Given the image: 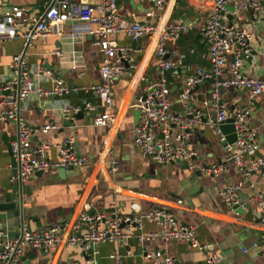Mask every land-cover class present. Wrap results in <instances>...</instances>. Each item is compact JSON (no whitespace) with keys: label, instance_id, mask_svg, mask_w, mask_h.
I'll return each mask as SVG.
<instances>
[{"label":"crops","instance_id":"1","mask_svg":"<svg viewBox=\"0 0 264 264\" xmlns=\"http://www.w3.org/2000/svg\"><path fill=\"white\" fill-rule=\"evenodd\" d=\"M100 1L89 0L91 3ZM241 1L231 0L228 10L234 11ZM117 4L118 14L126 21L157 24L158 31L136 44L126 34L114 38L117 44L129 48V63L125 66L126 74L113 84L117 120L112 126L95 125V120L103 113L102 102L92 91L82 90L101 82L103 55L94 45L93 37L85 36L74 41L70 35L76 23L66 22L65 37L53 35L38 39L29 49V63L51 69L71 89L70 93L60 97L39 98L25 108L23 119L29 125L53 124L56 127L48 133H38L33 138V145L47 144L48 157L55 161L59 157L57 145L71 141L77 153L89 162L79 169L77 175L66 179L54 180L58 170L34 175L23 187V221L13 212L0 213V243L4 234L12 240L23 228L33 232L63 222L74 223L85 212L130 215L167 207L179 224L195 228L200 242L208 246L207 253L183 240L158 238L140 243L139 234L161 230L157 223L147 222L143 230L136 228L129 239L97 245L95 255L99 260L96 262L93 257L91 264H117L111 258L114 254H119L125 264H153L146 254L157 251L173 258L175 264H204L207 254L221 257V264H264V250L260 246L264 228L259 223V209L252 199V192L248 189L242 191L240 201L244 213L229 211L221 197V192L230 184L243 181L234 167L218 176L196 177L183 164L160 165L154 162L134 145L133 131L142 122L134 105L146 86L159 77L161 60L156 47L160 33L167 24L205 25L213 0H167L165 8L160 11L155 10L152 0H117ZM14 7L24 9L29 18H38L43 12V0H0V18ZM95 16L98 17V13ZM230 21L245 28L251 37L253 55L244 62L246 72L263 76L264 12L255 15L252 10L240 11L238 17L232 16ZM91 26L96 29L98 23ZM22 44L21 39L0 43V86L5 77H15L13 57L19 54ZM166 46L170 50L167 58L175 64L166 75L171 100L174 110L181 114L186 110L180 98L184 85L198 69L206 72L212 69L210 53L199 30L169 41ZM233 59L234 55L228 57L223 76H227ZM43 86L48 88L51 85L46 83ZM211 89L212 83L207 81L197 85L195 102L189 104L193 111L202 112L205 120L214 117L213 107L206 105L210 102ZM222 101L230 113L250 111L249 123L258 131L256 156L264 158V94L252 97L249 91L224 90ZM64 104L72 107L91 104L96 110L85 112L81 118L76 117L73 123L59 111ZM17 132L15 122L0 120V194L12 191L14 175L10 146L16 140ZM192 133V148L198 153L193 163L211 165L224 158V150L212 127L206 124ZM113 160L118 161L115 175L110 173ZM252 180L264 193V177L255 175ZM179 199L184 201L183 206L176 203ZM82 252L79 246L65 243L49 252L27 247L23 264H90Z\"/></svg>","mask_w":264,"mask_h":264},{"label":"built area","instance_id":"2","mask_svg":"<svg viewBox=\"0 0 264 264\" xmlns=\"http://www.w3.org/2000/svg\"><path fill=\"white\" fill-rule=\"evenodd\" d=\"M230 1L213 0L208 20L203 26L167 24L164 27L156 47L157 56L161 60L159 77L146 86L134 105L142 118L141 124L133 131L134 145L144 156L160 165L187 162L191 171H200L202 175L218 176L228 173L234 167L243 181L230 184L221 192V197L228 210L237 213V207L244 209L240 203V192L250 190L259 209V223L264 228V193L257 189L252 180L255 175L264 177V158L256 156L258 131L249 123L250 111L230 113L222 101L224 90H248L252 97L264 94V75H250L244 64L253 55L250 34L245 28L230 21V17H238L240 11L252 10L255 15L263 13L264 0H242L231 12L228 10ZM152 2L155 10L160 11L165 8L167 0ZM95 13H98V17ZM150 15L153 16L154 11ZM2 16L5 17L0 18V43L14 39L23 42L21 51L13 57L15 77H5L0 86V120L13 121L18 126L16 140L10 146L19 171L14 181L17 178L24 186L37 172L86 167L88 159L77 153L71 141L57 145L59 157L55 161L48 157L47 144L33 145V138L38 133H48L56 127L53 124L40 127L29 125L23 119L25 108L39 98L60 97L70 93L71 89L51 69L29 63V49L35 40L53 35L65 37L63 32L66 22L76 23L70 35L74 41L82 40L85 36L93 37L94 45L103 55L101 82L88 89L83 87L82 90L92 91L101 100L103 113L95 120V125L107 127L117 120L113 84L126 74L125 66L129 63V48L117 44L114 38L118 34H126L133 41L142 40L156 34L158 25L126 21L118 14L117 0H101L99 3H91L89 0H43V12L38 18H29L25 10L18 7L11 8ZM93 23H98L96 29L92 28ZM193 30H199L208 45L212 69L209 72L198 69L187 80L180 96L186 110L180 114L173 108L171 87L165 74L175 67L167 59L170 50L166 45ZM230 55H234V59L227 76H223ZM210 79H213L210 104L206 102V105L213 107L214 117L205 120L204 114L193 111L189 104L195 102L194 90L197 85ZM46 83L51 86L45 88L43 85ZM95 110L96 107L91 104L83 107L64 104L59 108L62 115L73 123L79 113H92ZM228 120L234 121L236 140L232 143L228 142V136L220 129ZM206 124L215 130L225 153L223 159L211 165L193 163L198 153L192 148V131ZM117 167L118 161L113 160L110 168L112 175L116 174ZM176 203L184 205L181 199ZM147 222L157 223L161 230L139 234L137 239L140 243L145 244L158 238L164 241L183 240L193 248L207 253L208 246L200 242L195 228L179 224L167 207H161L130 215L85 212L74 223H60L33 232L23 228L19 236L12 240L4 234L0 243V264H23L27 247L49 252L65 243L67 246H79L83 252H87L91 244L129 239L136 228L143 230ZM80 232L82 237L76 236ZM260 246L264 250V229ZM111 258L117 264H125L119 254ZM146 258L152 260L153 264H175L173 258L158 251L147 253ZM222 261L219 256L207 254L204 264H221ZM88 262L91 264L92 260Z\"/></svg>","mask_w":264,"mask_h":264},{"label":"water","instance_id":"3","mask_svg":"<svg viewBox=\"0 0 264 264\" xmlns=\"http://www.w3.org/2000/svg\"><path fill=\"white\" fill-rule=\"evenodd\" d=\"M141 40H138V41H134V43L136 44L137 42H140ZM168 59V58H167ZM167 76L169 75L168 72L165 73ZM207 82H210V83H213V79H210V80H206ZM204 81V82H206ZM202 82V83H204ZM244 92H248V90H244ZM84 112L82 113H79L76 117L77 118H81L82 116H84ZM233 120H228L225 124H222L220 129L221 131L226 134L228 136V142L232 143L236 140V136L234 134V130H235V127L233 125ZM10 153H11V149H10ZM11 159H12V167H13V175L15 177H17L19 174V171H18V165L11 153ZM176 163H179V164H183L184 168L185 169H189V165L187 162H176ZM172 164H175V163H172ZM79 173V169L78 168H70V169H59L58 170V173H57V176L54 177V180L55 179H66L67 177H70V176H74V175H77ZM44 172H37L36 175L37 176H41L43 175ZM194 175L196 177H202V174L200 171H196L194 172ZM212 176V175H211ZM23 184L22 182L19 180V179H15L14 183H13V187H12V191L10 193H6V194H0V213H3V212H13L14 213V216L17 218V219H21V221H23L24 219V210H23V204H24V201H23ZM241 194L242 192H240V197H241ZM241 203V201H240ZM242 204V203H241ZM237 213H244V209L243 208H240V207H237V210H236ZM94 211H90L89 214H93ZM64 223V222H63ZM4 232V231H2ZM19 235H17L18 237ZM76 236L78 237H82V233H77ZM97 245H94V244H91L90 245V249L87 251V252H82V255L84 257V259L86 261H89L91 260L93 257H95V261L98 262L99 260V257L97 256V254L95 255V252L97 250Z\"/></svg>","mask_w":264,"mask_h":264}]
</instances>
